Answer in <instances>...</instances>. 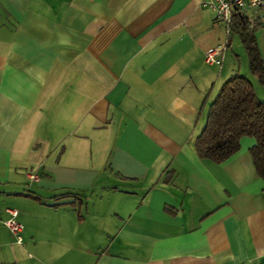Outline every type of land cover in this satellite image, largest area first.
Wrapping results in <instances>:
<instances>
[{
  "label": "crops",
  "instance_id": "1",
  "mask_svg": "<svg viewBox=\"0 0 264 264\" xmlns=\"http://www.w3.org/2000/svg\"><path fill=\"white\" fill-rule=\"evenodd\" d=\"M205 1L0 0V195L25 238L0 224V264H264L254 139L220 164L194 151L235 73Z\"/></svg>",
  "mask_w": 264,
  "mask_h": 264
},
{
  "label": "trees",
  "instance_id": "2",
  "mask_svg": "<svg viewBox=\"0 0 264 264\" xmlns=\"http://www.w3.org/2000/svg\"><path fill=\"white\" fill-rule=\"evenodd\" d=\"M261 26L246 14L235 10L231 13L229 35L238 36L249 72L264 85V62L256 38ZM244 137L255 141L250 156L257 175L264 180V102L256 96L251 81L236 72L211 102L205 126L194 141V151L200 159L220 164L239 150Z\"/></svg>",
  "mask_w": 264,
  "mask_h": 264
},
{
  "label": "built area",
  "instance_id": "3",
  "mask_svg": "<svg viewBox=\"0 0 264 264\" xmlns=\"http://www.w3.org/2000/svg\"><path fill=\"white\" fill-rule=\"evenodd\" d=\"M201 6L215 13L216 19L225 25L227 37L229 36V24L232 11H239L246 15L249 12L257 11L264 13V0H206ZM227 47L228 43H225L207 51L204 55V62L210 65H220V56L226 51ZM28 179L30 181H36L37 177L29 174ZM6 213L9 215V218L5 221L0 220V224L7 228L17 245H23V239L21 237L23 226L16 219L17 211L6 209Z\"/></svg>",
  "mask_w": 264,
  "mask_h": 264
},
{
  "label": "rangeland",
  "instance_id": "4",
  "mask_svg": "<svg viewBox=\"0 0 264 264\" xmlns=\"http://www.w3.org/2000/svg\"><path fill=\"white\" fill-rule=\"evenodd\" d=\"M248 15L250 17L254 16L253 12H249ZM258 33H260V40L258 42L259 49H260L262 58L264 60V27H262L256 31L257 39H258ZM231 39L232 40L230 42V46L228 47V50L226 52V54H227V61L226 62H228V64L230 66L232 64L233 69L235 70V73L238 72L240 75H242V76L246 77L248 80H250L251 83L253 84V87L255 84H258V86H259L258 89L261 88L260 90L262 92L260 95H261V97L264 98V85L259 84L256 80V77L249 72L248 59H247V56L245 55V53L243 51V48L241 46V43H240L238 36L235 34H232ZM254 92H255V90H254ZM31 167H32L31 165H29V166L26 165L25 168H22L20 171V173L22 174V178L24 179L23 185H24V189H25L27 194H29V193L32 194V192L35 191L34 189L36 188V185H37L36 183L30 182L26 178L23 177L24 174H26L27 172L31 173V170H32ZM2 199H3V196L0 195V210L1 211L5 210V209L14 210V209H16V207H21L18 204L17 199L14 200L13 198H11L9 203H5V205L2 204V201H1ZM76 209H77V211H79L81 213V215H83V213L86 210V206L84 205L81 207H77ZM21 237L23 240H25L23 234H21ZM2 238L5 241H9L11 243L13 242L14 244H16L14 238L7 231H3Z\"/></svg>",
  "mask_w": 264,
  "mask_h": 264
}]
</instances>
